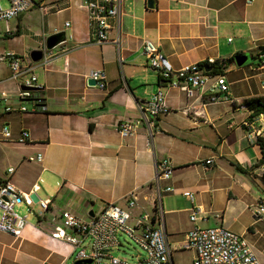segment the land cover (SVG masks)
<instances>
[{"label":"crops","instance_id":"1","mask_svg":"<svg viewBox=\"0 0 264 264\" xmlns=\"http://www.w3.org/2000/svg\"><path fill=\"white\" fill-rule=\"evenodd\" d=\"M32 1L22 15L0 21V97L5 92L8 104L19 105L18 82L5 58L12 52L31 67L46 109L7 112L0 101V182L10 180L50 205L19 237L0 231V264H30L35 240L49 254L59 253L63 242L50 234L59 227L63 210H87L81 219H88L93 206H125L130 192L137 194L139 208L152 209L160 202L169 243L176 232L209 224L213 215L218 218L210 226L229 228L224 223L231 203L238 199L245 208L254 203L249 202L245 176L264 185L259 167L249 174L236 169L250 168L262 155L256 138L264 142V121L258 116L249 121L250 111L241 102L264 95V66L258 67L264 0H153L152 8L147 0H120L118 16L110 19L111 40L102 44L93 42L87 0ZM59 31L65 39L46 49L44 59L32 62L30 52L43 49L46 37ZM145 40L158 45L174 69L247 52L253 60L241 66L233 60L222 68L218 74L229 85V98L219 92L218 100L210 102L206 99L216 86L214 76L192 95L169 87L149 67ZM92 69L106 71L104 90L87 84ZM157 90L165 94L170 111L145 118L142 106ZM124 120L134 122L133 132L125 136L118 131ZM3 125L9 137L3 136ZM21 130L29 133L25 142L18 140ZM163 159L172 173L158 181V196L156 173ZM207 159L212 162L206 164ZM228 179V186H218ZM166 186L173 190L164 191ZM219 189L227 199L223 210L213 213L211 201ZM185 190L194 192V203ZM193 204L201 208L194 222L189 219ZM18 207L29 208L24 203ZM31 208L39 211L36 204Z\"/></svg>","mask_w":264,"mask_h":264},{"label":"built area","instance_id":"2","mask_svg":"<svg viewBox=\"0 0 264 264\" xmlns=\"http://www.w3.org/2000/svg\"><path fill=\"white\" fill-rule=\"evenodd\" d=\"M6 2L7 4L4 5L0 0V21H8L22 15L34 3L32 0H6ZM86 6L89 10L93 42L102 44L110 41V19L118 16L120 0H87ZM39 8L44 9L43 6H39ZM65 25L67 26L69 23L66 22ZM43 50H46L45 42L43 43ZM143 53L147 58L149 67L169 87L179 88L187 95H192L194 89L205 87L214 76L216 86L206 100L217 101L219 92L224 93L225 99L229 98L230 88L222 74L211 75L205 71L206 67L200 65L199 62L174 69L158 45L151 40L143 42ZM5 58L10 68L11 78L18 82L19 105L8 104L9 97L5 92H2L0 101L5 103L4 110L7 112L45 111V102L36 90L22 89V86L35 85L36 76L31 67L24 66L21 63V58L12 52H7ZM258 59V67H263L264 52L258 54ZM88 77L95 80L99 89L104 90L106 88L107 73L104 69H92ZM142 111L145 118L168 113L170 108L166 104L163 91L153 92L142 106ZM257 116L264 121V113ZM133 130L134 122L132 120H124L118 123V131L123 136L131 134ZM1 131L4 137L10 136L8 126L3 125ZM28 139V131L21 130L18 140L25 142ZM36 159L40 160L41 155L38 154ZM210 162L212 159L205 161L206 164ZM259 169L263 172L264 164ZM8 171L12 172L13 167H9ZM171 173L172 168L167 159L161 160L156 173L158 196L160 195L158 181L169 179ZM172 190L171 186L164 188V191ZM32 194L33 192L21 191L10 180L0 182V231L7 232L17 238L21 235L24 227L30 224L27 221V214L22 215L17 211L16 206L19 204H26L29 207V212L33 211L31 206L36 204L39 207V211L36 212L37 215L45 214L49 210L50 201L48 199H42L36 195L31 196ZM183 194L191 203H194L193 191L185 190ZM125 201V206L114 202L106 203L97 211L92 210L93 215H89L88 219H81L72 211L63 210L60 213L63 227H55L50 235L69 244L73 250L79 247L74 257L75 261H81L79 264H174L173 249L192 250L194 253L192 264H262L249 242L241 234L223 225L202 227L194 224L184 233L182 242L172 247L164 230L163 210L160 202H155L152 209L139 208L138 197L135 192H130ZM190 211L189 219L194 222L201 212V208L193 204ZM254 215L264 219L263 200L257 202ZM120 235L132 238L145 255L133 263L110 254V250L120 245ZM86 240L88 241L86 242ZM67 257H64L58 264H63ZM87 260L90 262H86Z\"/></svg>","mask_w":264,"mask_h":264},{"label":"rangeland","instance_id":"3","mask_svg":"<svg viewBox=\"0 0 264 264\" xmlns=\"http://www.w3.org/2000/svg\"><path fill=\"white\" fill-rule=\"evenodd\" d=\"M4 5L7 4L6 0H2ZM247 60L245 64L251 62L253 60V56L250 52H247ZM254 177V176H252ZM260 179V178H259ZM245 180L250 184L249 194L251 195L249 202H254L249 208H245L244 204L240 202L238 199L231 203L230 208L227 209L225 215V225L229 224V228L233 231L241 234L251 245L252 249L256 253L258 259H260L261 263L264 264V219L257 218L254 215V208L256 207L255 200H263L264 201V185L258 182L253 181L251 178L245 176ZM231 182V181H230ZM229 185V179L227 183H220L218 186L225 187ZM251 198H254L252 200ZM227 199V193L224 189H219L215 192L212 201L210 210L213 213H219V211L223 210L225 206V202ZM259 202V201H258ZM20 205V204H19ZM26 207V206H25ZM33 208H36L35 206ZM17 211L20 214H27V221L32 222L33 224L36 221L37 213L35 211L29 212L27 208H21L16 206ZM93 211H97L99 206L91 207ZM87 210H76L78 216L85 217ZM214 216V215H213ZM211 216L209 220V224H201L202 227H208L210 225H214L213 223L216 221L218 217ZM58 225L63 227V223L61 219L58 221ZM184 232L178 231L173 235V238L170 241V245L172 247L177 246L181 243L183 239ZM88 240H86L87 242ZM120 245L116 248L110 250V254L118 256L119 258L129 261V262H137L140 257H143L145 253L140 249L139 245L130 237L126 235L119 236ZM32 243L36 244L32 246V256L29 258L30 264H40L44 258L46 264H58L64 257H67L63 264H74L75 255L79 247L72 249V246L63 242L62 248L59 253L49 254V248L45 246L44 243L35 240ZM73 250V251H72ZM72 252V253H71ZM48 255V256H47ZM47 256V257H46ZM194 257V253L189 249H173L172 258L174 264H192V260ZM43 261V262H44ZM42 262V263H43Z\"/></svg>","mask_w":264,"mask_h":264},{"label":"trees","instance_id":"4","mask_svg":"<svg viewBox=\"0 0 264 264\" xmlns=\"http://www.w3.org/2000/svg\"><path fill=\"white\" fill-rule=\"evenodd\" d=\"M260 52H264V46L261 47ZM233 60H234V58L231 57V58L224 60V61H213L211 63L208 61H202L199 63H200V65H203L204 67H210L211 68L208 71V73L218 74V73H222V70H223L222 68H224L228 63L233 62ZM241 104L244 105L245 108L250 111V114L248 116L249 121L254 119L260 113H264V95L251 96V97L245 98L241 102ZM256 142L261 147V151H262L261 157L250 168H242L241 166L236 165V169L239 170L240 172L249 174L250 173L249 171L251 168H258L262 164H264V142H263L262 137L257 136ZM259 178H260L261 182L264 183V171L259 175Z\"/></svg>","mask_w":264,"mask_h":264},{"label":"water","instance_id":"5","mask_svg":"<svg viewBox=\"0 0 264 264\" xmlns=\"http://www.w3.org/2000/svg\"><path fill=\"white\" fill-rule=\"evenodd\" d=\"M146 4H147V7L152 8L153 0H147ZM64 39H65V33L63 31H59V32L52 33V34L48 35L45 39V49H52L53 47L58 45L60 42H62ZM29 57H30L32 62L40 61L44 57V50L43 49H33L30 52ZM246 60H247L246 54H238L234 57V62L238 66L243 65ZM210 69H211L210 67H206L205 71L208 72ZM87 84L95 86L96 82L94 79L88 78ZM22 89L35 90V89H37V86L36 85L22 86ZM89 215L90 216L93 215L92 210L89 212ZM80 262H81L80 260H76L74 262V264H79ZM86 262H90V260H87Z\"/></svg>","mask_w":264,"mask_h":264}]
</instances>
